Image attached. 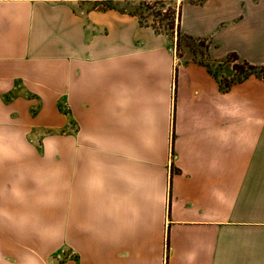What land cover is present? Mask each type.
Returning a JSON list of instances; mask_svg holds the SVG:
<instances>
[{
	"label": "crops",
	"instance_id": "1",
	"mask_svg": "<svg viewBox=\"0 0 264 264\" xmlns=\"http://www.w3.org/2000/svg\"><path fill=\"white\" fill-rule=\"evenodd\" d=\"M126 1L0 0V264H264V79L177 54L264 66V0Z\"/></svg>",
	"mask_w": 264,
	"mask_h": 264
},
{
	"label": "rangeland",
	"instance_id": "2",
	"mask_svg": "<svg viewBox=\"0 0 264 264\" xmlns=\"http://www.w3.org/2000/svg\"><path fill=\"white\" fill-rule=\"evenodd\" d=\"M183 0H150V1H126L115 3L114 6L119 7L122 10H127L135 12L139 15L141 22L152 24L157 30L167 32L171 34L175 28H177L178 17H179V5ZM194 2H200L202 0H189ZM103 5L110 6L112 5L109 2H104ZM175 32V31H174ZM177 54L183 56L185 60H199L201 62H206L212 69L215 70L216 74H223L227 63H234L235 60L233 57L228 56L227 59L222 62L212 61L208 53V44L205 40L201 38L190 37L185 34L180 36L178 43ZM250 70H248L249 72ZM241 73L235 71V74L231 79L224 78L222 79L223 84L225 80L228 81L236 80L241 76ZM225 86V85H224ZM60 253V252H59ZM63 253L66 254L65 257L62 255L59 260L63 261L65 258L77 259L75 254L71 250H63Z\"/></svg>",
	"mask_w": 264,
	"mask_h": 264
},
{
	"label": "trees",
	"instance_id": "3",
	"mask_svg": "<svg viewBox=\"0 0 264 264\" xmlns=\"http://www.w3.org/2000/svg\"><path fill=\"white\" fill-rule=\"evenodd\" d=\"M179 37L181 36L180 31L178 30ZM229 56L233 57L235 62L233 63V68L235 69L236 72L241 73L242 75L239 76L236 80H231L228 81L227 79L225 80V87H229L232 82L236 81H241L251 74H255L257 76H260L264 79V66H256L253 64H250L249 62L245 60H241L239 56L236 53H230ZM248 70H250L248 72Z\"/></svg>",
	"mask_w": 264,
	"mask_h": 264
}]
</instances>
